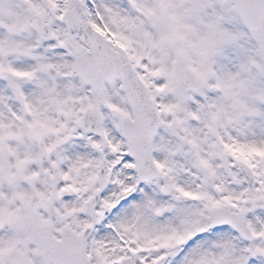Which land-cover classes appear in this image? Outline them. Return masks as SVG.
Wrapping results in <instances>:
<instances>
[{"label":"snow or ice","instance_id":"snow-or-ice-1","mask_svg":"<svg viewBox=\"0 0 264 264\" xmlns=\"http://www.w3.org/2000/svg\"><path fill=\"white\" fill-rule=\"evenodd\" d=\"M0 264H264V0H0Z\"/></svg>","mask_w":264,"mask_h":264}]
</instances>
